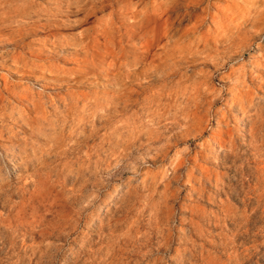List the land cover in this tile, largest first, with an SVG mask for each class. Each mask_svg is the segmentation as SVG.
<instances>
[{"label": "rangeland", "instance_id": "rangeland-1", "mask_svg": "<svg viewBox=\"0 0 264 264\" xmlns=\"http://www.w3.org/2000/svg\"><path fill=\"white\" fill-rule=\"evenodd\" d=\"M0 264H264V0H0Z\"/></svg>", "mask_w": 264, "mask_h": 264}, {"label": "bare ground", "instance_id": "bare-ground-1", "mask_svg": "<svg viewBox=\"0 0 264 264\" xmlns=\"http://www.w3.org/2000/svg\"><path fill=\"white\" fill-rule=\"evenodd\" d=\"M54 2V1H53ZM57 3V2H56ZM68 3V2H67ZM55 4V3H54ZM66 4V3H65Z\"/></svg>", "mask_w": 264, "mask_h": 264}]
</instances>
